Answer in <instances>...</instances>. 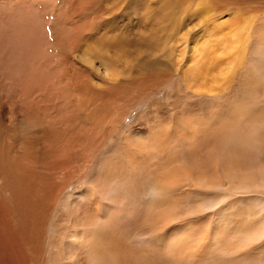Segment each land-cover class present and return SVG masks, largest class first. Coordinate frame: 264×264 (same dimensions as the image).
<instances>
[{
    "label": "rangeland",
    "instance_id": "rangeland-1",
    "mask_svg": "<svg viewBox=\"0 0 264 264\" xmlns=\"http://www.w3.org/2000/svg\"><path fill=\"white\" fill-rule=\"evenodd\" d=\"M246 23H250L248 26L251 24L261 25L259 28H262L264 24V0H0V104L6 107L7 115L13 121L16 119L15 123L21 119L31 121L43 117L45 120L58 122L53 124H60L65 127L66 123L69 122L68 118L72 114L70 111L74 107L71 97L83 98L90 103L88 107L93 112L95 110L98 111L96 113L97 120L95 119L96 123H99L98 127L95 126V129L97 128L98 130H93V125H87L88 129L85 131L87 135L100 134V129L107 130L108 128L107 132L109 131L110 138L108 141L110 145L108 141H102L99 149L90 153L91 156L94 154L93 159L95 161L97 159L99 161L100 158V164L95 171L96 173L94 172V177L90 179V183L89 178H85L82 175H78L79 177L77 176L76 178V176L74 177V175L70 174L63 182V194H61L63 189L59 193L61 199L65 200V197L75 195L78 191L83 190L86 184H89V189L84 192L88 200L87 209H91L95 216L99 217L101 215L100 212L103 211L104 205L102 203L105 199L104 197L99 198L98 193H96L94 185L98 180L96 176H99L102 171H106L108 168H114L115 165L118 171L124 173L122 183L116 184L118 190L123 191L128 186L127 184L130 183L127 182L129 179L130 181L135 180L133 170H136L133 167V170H131V167H128L130 166L128 163H133L138 170L142 169L141 172L146 168L148 172L153 174L155 181L163 178V182L161 181L162 185H159L163 187L171 185L168 188L169 190L164 187L165 189L163 188L158 192L154 203L160 197L165 200V204L159 206V208L158 206H153L140 210L136 207L126 218H118L114 221V226L109 234L105 231L104 226L100 227L103 233L106 232L105 234L110 237L120 239L115 249L117 252L116 264H125V262L126 264L169 263L163 255L156 257L157 254L154 255L151 249L145 252L149 260L141 262L140 257L143 251L132 245V241L129 240L128 235L124 236V233L133 236L146 234V236H149L147 238L155 243L159 236V227L163 223L155 219L156 215L161 217L164 215L162 220H165V224L170 220L169 207L177 209L180 207L179 210L182 207V211L187 212L197 202L202 204L204 189L198 188V191H193L177 180L171 179L168 172L176 170L174 167L177 170H181L184 166L183 163L187 160L189 163H185L187 166L186 168L183 167L182 171H186L185 169L188 168V165L190 167L192 165L197 166L196 168L194 167L195 169L189 168L190 170H195L191 171L192 173L189 172V174L194 175L195 172V174H198V172L203 171L201 169L205 168L204 164H207V156L203 154L206 152L204 147H207L205 144L208 142L207 137L211 128L214 126L215 130L213 128L212 132L217 136L223 130L218 124L229 123L232 119V112L238 107L240 109L245 107L246 109L251 106L253 111L246 118L247 123H250L255 120L254 114H258L259 109L264 107V96L259 91L251 90L250 86L239 83L238 77H236L239 70L233 75L235 78L230 74L232 78H228L226 81L214 77L218 70L220 72V70H224L227 67L230 55L221 50L222 45H225V43L219 45L218 40L222 34L227 33L230 29L232 30L231 27ZM220 26H222V30L218 31ZM210 30H214L212 34L209 32ZM202 31L207 34L206 39L209 38L208 41L203 39L205 38L204 35L199 34ZM197 35L201 37H196ZM195 37L196 39H194ZM191 38L193 39L192 41ZM192 44L197 48L196 65L198 66L195 74L200 77L202 85H205L203 88H207L203 90L204 92L192 86L193 84H188V79L185 76L188 72L186 70L187 54ZM208 44L210 45L207 46ZM215 52L219 54L218 57ZM225 57L226 59H224ZM218 80L220 83H218ZM74 81L80 86L79 89L66 87L67 83ZM210 91L215 94L210 93ZM248 91L251 93H247ZM208 93L212 94L211 100ZM216 95L217 97H215ZM230 97L231 99H229ZM258 97H262L263 100L258 101ZM219 99L223 100L220 101ZM197 100L201 102H197ZM203 102L205 104L202 105ZM208 103L210 104L208 105ZM99 106H103L106 109L102 110V107L99 108ZM23 114L25 117H23ZM205 118L208 122L204 120ZM233 119L237 122V115ZM112 121H115V124ZM186 121L187 123H185ZM206 123L207 127L205 126ZM112 124L115 125L114 128L110 127ZM195 124L197 125L194 128ZM167 125L169 126L167 127ZM162 126L166 127H163V129ZM196 128L201 130L198 138L199 133L195 131L197 130ZM246 128L248 129L249 127L246 126ZM3 129L5 130L6 127L3 125V118L0 113L1 134ZM157 129L158 131H156ZM162 130L166 132L163 131L162 133ZM192 131H194V136L192 135L193 133L189 135ZM182 132H184L185 136L183 138ZM134 134L140 136L137 137ZM163 134L166 135L164 136ZM129 135H133L137 140L139 138V141L134 143L135 139ZM175 135H178V137L176 136V138ZM184 141L192 145L188 144V146L184 144ZM198 141H203L205 146L201 145L202 149H199L201 142L199 143ZM128 143L129 146L127 145ZM151 143L154 144L152 145ZM169 143L170 145H168ZM131 144L132 146L130 147ZM155 144L156 147L154 146ZM177 144H180L181 148ZM183 146L190 149V151L188 150L189 152L187 151L188 155L185 152L186 150H183L185 152L183 154L187 156L180 153L183 152ZM192 146L194 147L191 148ZM143 148L145 150L148 149L143 152ZM194 148L195 152L192 151ZM131 151H133V155H131ZM197 151L200 156L197 155ZM134 152L137 153L135 154ZM191 152L192 154H190ZM110 153L114 155L111 156ZM160 153L164 155V158ZM145 154L150 156L147 157ZM172 155L173 157L177 156V158L174 157L175 159H172L170 157ZM130 156L134 157L130 158ZM167 156L170 158H167ZM178 156H181L180 158L184 156L186 158L185 162L183 158L177 160L176 165L173 166L175 163L171 161L178 159ZM144 157L146 158L144 159ZM149 157L155 158V160L151 158L149 161ZM163 159H166L165 163ZM200 160L201 162H199ZM138 161L140 162L138 163ZM178 161H181L182 164ZM194 162H197V165ZM159 163L160 166L158 165ZM198 163L200 166H198ZM104 166H107V169H102ZM169 166L172 167L170 168L171 170L169 168L166 169ZM198 168L199 171L196 170ZM129 171L132 172L130 173ZM159 173L164 175L161 176ZM165 176L168 177L166 178L167 180H164ZM86 180L88 183H86ZM166 193L167 195H165ZM161 194L166 197H162ZM170 194H172V197ZM208 196L210 198V195ZM231 196L227 198V209L231 208L233 210L239 207L244 211L243 205L235 204V201L241 199L240 196ZM216 197V195L213 196L214 199ZM241 201L248 206L250 205V207L252 206V202L248 201V199ZM180 203L184 205L182 206ZM192 203L194 204L192 205ZM161 207L165 208L163 215L160 214ZM216 210L217 208L213 211L205 212L206 214L197 218H195L196 216L190 217L191 224L187 225L186 229L197 227L199 232L196 237L203 230L208 231L209 225L212 226V233L215 229L216 232L221 231V229L218 230L215 227L217 221L215 217H213L215 221L212 220V224H208V227L206 226L210 216L209 213L217 216L219 210ZM240 210H238L239 213H244ZM104 215L102 212L101 218ZM166 215L168 217L165 218ZM148 223H150V226H148ZM230 227L228 225L226 228L229 236L233 234L234 229ZM194 239L195 237H193ZM263 239L264 237L262 238V244H264ZM193 240L190 241V245L194 243ZM210 241L212 240H209L210 248L209 245H203L202 249L204 251L201 249L199 258L204 252L209 251L207 248L215 254L219 253L218 245L215 247V244H211ZM125 245L129 246V248L123 249ZM206 246L207 248H205ZM132 248L135 249L132 251ZM236 254L238 253L230 251L231 262L229 259L225 261L235 263L237 260L233 258ZM186 255L187 253H184V256ZM151 260H154V262ZM186 260L182 261L183 263L181 264L202 263V259H197L196 261L187 260V262ZM0 264H2V261H0ZM170 264H172L171 261Z\"/></svg>",
    "mask_w": 264,
    "mask_h": 264
},
{
    "label": "bare ground",
    "instance_id": "bare-ground-1",
    "mask_svg": "<svg viewBox=\"0 0 264 264\" xmlns=\"http://www.w3.org/2000/svg\"><path fill=\"white\" fill-rule=\"evenodd\" d=\"M248 24L250 23L237 24L236 26L234 25L235 27H231L232 30L230 29L227 33L221 35L220 39L218 40V44L220 45L221 43H225V45H222L221 50H224L230 55L227 67L224 70H220V72L218 70L214 77H218L223 81H226V79L228 80V78H232L230 74L233 76L239 70V73L236 76L238 77L239 83L248 87L250 86V88H252L251 90L255 89V91H259L264 96V24L262 25V28H259L261 25L257 26V24H251L248 26ZM220 29L222 30V26L219 27L218 31ZM214 30H210L209 32L212 34V31ZM209 32L208 34H210ZM199 34L204 35L205 38L203 39H206V33L202 31ZM200 35H197L196 37H201ZM196 37L194 39H196ZM192 40L193 39L191 38V41ZM206 40L208 41L209 38ZM199 41L200 43L202 42L201 39ZM209 45L210 44L207 46ZM224 51L223 53H225ZM215 53L218 54L217 52ZM196 56L197 48L192 44V47H190V51H188L187 54L188 62L186 63V70L188 72L185 76L186 79H188V84H193L192 86H195L199 88V91L204 92L203 90L207 88H203L205 85H202L203 83L200 81V77L195 74L198 66L196 65ZM218 56L219 54L217 57ZM224 59H226V57ZM206 71L208 70L206 69ZM233 77L235 78V76ZM218 83H220L219 80ZM66 87L70 89H79L80 86L74 81L67 83ZM215 90L217 89L215 88ZM212 91H210V93ZM247 93L250 94L251 92L248 91ZM209 95L211 100L212 94ZM215 97H217V95ZM73 98L71 97L74 107L71 109L72 111H70L72 114L70 118H68L69 122L66 123L65 127H63V125L61 126L60 124H53L58 122H52L47 119L45 120L43 117L38 119L36 118V120L34 119L31 121L21 119L15 123L14 121L16 119L13 117L15 119L13 121L11 117L7 115L8 111L6 110V107L3 104H0V113L2 114L3 125L6 127L5 130L3 129L2 134L0 133V261H2V264H116L117 252L115 249L117 242L120 239H115L108 235L114 226V221H116L118 218H126L127 215L132 213L131 211H133L136 207L140 210H145L148 207L151 208L153 206H158L159 208V206L165 204V200L161 197L157 199L156 203H154L158 196V192L165 187L161 186L163 178L156 180L158 182L157 183L151 172H148L146 168L143 172H141L142 169L138 170V168L134 166L133 163H128V165H130L128 167H131V170H133V168L136 170H133V173L135 174V180L130 181L129 179L127 182L130 183L127 184L128 186L125 187L123 191H119L117 185L122 183L121 181L124 178V173L118 171L115 165L114 168H108V170L102 171L101 173L99 172L100 175L96 176V179H98L94 184L96 193H98L99 198L104 197L106 200V202L104 200L105 204L104 202H101L104 205L103 211L100 210L105 214L103 218H101L102 212H100L101 215L99 217H96L91 209H87L88 200L84 192L89 189V184H86L83 190L78 191L77 193L75 192V195H70L67 197L64 196L65 200L61 199V195L59 196V193L63 189L62 185L65 181V178H68L70 174H72V176L74 175V177L76 176V178L78 175L89 178L90 183V179L94 177V172L100 164V158L99 161H97V159L96 162L93 159L94 154L91 156L90 153L94 152V150L96 151V149H99L102 141L107 142L110 138L108 134L109 131L107 132L108 128L107 130H102L99 128L101 133H98L100 134L95 133L87 135L85 132L88 129L87 125H93V130L95 129V126L98 127L99 123H96L95 121V119L97 120L96 113L98 111L95 110L93 112V110L88 107V104L90 103L85 99L75 98L73 100ZM263 98L258 97L257 100L261 101ZM229 99H231V97ZM219 100L221 101L223 99ZM198 101L199 100H197V102ZM203 104L205 103L203 102L202 105ZM209 104L210 103H208V105ZM101 107L102 110L106 109L103 106H99V108ZM259 110L260 111H258V114H254L255 120L247 123L246 118H248L247 116L249 113L253 111L251 106H248L246 109L245 107L241 109L240 107L236 108L232 112V119L229 123L218 124L223 130L220 129L221 131L217 134V136L214 132H212V129L214 128L212 125L213 127L210 131L211 134H208V142L205 144L207 147H204L206 152L203 153L204 149L203 152L201 151L207 156V164H204L205 168L201 169L203 171L198 172V174H195V172V176L189 174V172L192 173L191 171L197 167H195V165H192L191 167L188 165V168L185 169L186 171L189 170L188 172L182 171L184 169L183 167L186 168L187 166L185 163H189L187 162L188 160L185 162L186 158L184 157L187 156L189 154L188 152L190 151V149H187V147L183 146V148L186 149L182 148V151L186 150L185 152L186 154L188 153L187 155H184L183 153L185 152L183 151L180 152L182 155H184L182 158H180L182 156L181 155L178 156V159L175 161L170 160L172 163H175L173 164V166H175L177 160L184 158L185 163H183L184 166L182 165V169L180 168L181 170H177L176 167H174L176 170H171L170 168L172 167L169 166L166 169L169 168L171 171L168 172V170L167 172L170 174L171 179L177 180L193 191H198V188L204 189V192L202 193V204H198L197 202L196 205H193L194 203H192L193 207H191L190 211L187 212L182 211V207L181 210H179V206V209L169 207L170 220L169 222L165 223L166 226H164L165 220H162L164 217L163 213H165V208L161 207L160 214L163 215V217L156 215L155 219H158L159 222L161 221L163 223L159 227V236L155 243L148 239L149 236H146V234L133 236L131 234L129 235L128 233H124V236L128 235L129 240L132 241V245L138 247V250L143 251L140 257L141 262L149 260L147 259V254L145 252L146 250L148 251V249H151L154 255L157 254L156 257L163 255L165 260L169 262L168 264H170V261L172 264H181L185 259L190 261L202 259L201 264H264V244H262V238L264 237V107H261ZM235 115H237V122L233 119ZM23 117H25V115ZM204 120H206V118ZM206 121L208 122V120ZM114 122L112 121V123ZM185 123H187V121ZM114 124H112L110 127L114 128ZM196 125L197 124H195L194 128ZM168 126L169 125H167V127ZM205 126L207 127V123ZM246 126L249 128L247 129ZM163 127L166 126H162V128ZM196 129L197 130L195 131H198V133L201 131L198 130V128ZM156 131H158V129ZM163 131L164 130H162V133ZM193 132L194 131L190 132V134L189 132L187 133L191 135ZM18 133H20V135H18ZM114 133L116 132L114 131ZM181 134H183V138L184 132ZM195 134L197 135L196 132ZM200 134L201 133H199L197 138L200 136ZM192 135L194 136V133ZM136 136L138 137L140 135ZM176 136L178 137V135H175V137ZM131 137H133V135ZM133 139H135V137H133ZM170 139L169 141H171ZM135 141H139V138L138 140L135 139L134 143ZM175 142L174 145L176 147ZM200 142L201 144H199V149H202L201 145H205L203 141ZM180 144H177V146H180ZM184 144L187 143L184 141ZM127 145L129 146V143ZM137 145L139 146V144ZM168 145H170V143ZM189 145L192 144L190 143ZM131 146L132 144L130 147ZM154 146L156 147V144ZM193 147L194 146L191 148ZM179 148H181V146ZM130 149L132 150V148ZM135 149L137 150V148ZM146 150L144 149L143 152ZM194 150L195 148L192 149V151ZM132 152L133 151H131V153ZM153 152L155 151L153 150ZM163 153L166 155L165 152ZM160 154L162 155V153ZM190 154H192V152ZM131 155H133V153ZM164 155H162L163 158ZM197 155L200 156L198 151ZM145 156L147 155L145 154ZM148 156L150 155L148 154ZM133 157L134 156H130V158ZM170 157L173 159L175 156L173 157L172 155ZM170 157L167 156V158ZM96 158L98 157L96 156ZM145 158L146 157H144V159ZM151 158L152 157H149L148 160L150 161ZM175 158H177V156ZM153 160H155V158ZM165 160L166 159H163L164 163ZM139 162L140 161H138V163ZM178 162L182 164L181 161ZM199 162H201V160ZM151 163L153 162L151 161ZM195 164L197 165V162ZM158 165L160 166V163ZM198 166H200L199 163ZM189 168L194 169L190 170ZM102 169H107V166H104ZM196 170L199 171V168ZM160 171L162 170L160 169ZM156 172L159 171L157 170ZM160 174L161 173H159V175ZM162 175L164 174L162 173L161 176ZM167 176H165L164 180H167L166 178L169 177ZM86 183H88L87 180ZM169 186L165 188L168 189ZM63 191L64 189L62 190L61 194H63ZM212 194L216 195L217 197L214 199V195L211 197ZM165 195H167V193ZM208 195H210V198ZM231 195L240 196L241 199L235 201V204L243 205L244 211L239 207L237 209H241L242 211H240L244 213H239L236 208H234L235 211H233V208V210H231V208L227 209V198H229ZM170 196L172 197V194H170ZM162 197H164V195H162ZM244 199L251 201L252 206L250 207V205L248 206L247 204H244L241 201H244ZM216 208L219 210L217 216H215L216 214L213 215L211 213V215L209 213L210 216L208 217L206 226L208 227V224H212V220L215 221L216 219L217 221L215 227L218 228V230L221 229V231L219 230L221 233L216 232V229L212 233V226L209 225L208 231L203 230V232L198 237H196V234L199 232L197 227H189L186 229V226L191 224L190 217H200L203 214H206L205 212L211 210L213 211ZM154 213L156 214V212ZM166 217H168V215H166L165 218ZM213 217H215V219ZM197 220L199 221V219ZM228 225L234 228L233 232L231 230L233 234L230 236L226 231ZM102 226H104L105 231L108 234H105L106 232L103 233L100 230V227ZM148 226H150V223H148ZM162 226L164 227L161 228ZM193 237H195L194 240ZM190 239L194 241L192 245L189 244L191 241ZM209 240H212L210 243H214L215 247L218 245V248L220 249V251H218L219 253L215 254L211 252V250L206 246L205 248H207L209 251L206 250L207 252H204V254L201 253V258H199L198 256L203 245H209ZM128 248L129 246L125 245L123 249ZM134 249L135 248H132V251ZM230 251L238 253L233 258L237 260V263H230L232 259ZM184 253H187V255L184 256ZM226 259H229L230 262L225 261ZM238 260L240 261L238 262ZM151 261L154 262V260Z\"/></svg>",
    "mask_w": 264,
    "mask_h": 264
}]
</instances>
